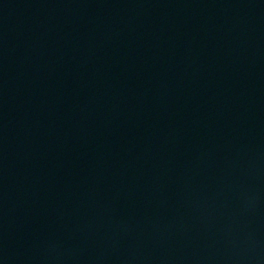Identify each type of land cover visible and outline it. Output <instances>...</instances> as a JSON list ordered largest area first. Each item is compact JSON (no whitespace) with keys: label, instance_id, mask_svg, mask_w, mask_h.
Segmentation results:
<instances>
[{"label":"water","instance_id":"95a60500","mask_svg":"<svg viewBox=\"0 0 264 264\" xmlns=\"http://www.w3.org/2000/svg\"><path fill=\"white\" fill-rule=\"evenodd\" d=\"M0 264H264V0H0Z\"/></svg>","mask_w":264,"mask_h":264}]
</instances>
